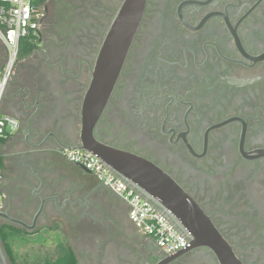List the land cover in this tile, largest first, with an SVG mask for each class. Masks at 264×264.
<instances>
[{
	"label": "flooded vegetation",
	"instance_id": "1",
	"mask_svg": "<svg viewBox=\"0 0 264 264\" xmlns=\"http://www.w3.org/2000/svg\"><path fill=\"white\" fill-rule=\"evenodd\" d=\"M123 3L47 4L3 98L19 128L2 146L0 229L33 232L13 221L43 224L42 199L64 198L65 264H220L207 247L167 255L102 184H49L43 153L80 141L91 72ZM95 136L169 174L242 264H264V0H148Z\"/></svg>",
	"mask_w": 264,
	"mask_h": 264
},
{
	"label": "water",
	"instance_id": "2",
	"mask_svg": "<svg viewBox=\"0 0 264 264\" xmlns=\"http://www.w3.org/2000/svg\"><path fill=\"white\" fill-rule=\"evenodd\" d=\"M147 3L148 0H124L91 72L90 85L82 106L80 141L77 145L60 143V146L79 148L98 156L113 172L169 217L189 238V249L207 247L214 252L220 264H242L211 218L169 174L149 160L107 145L95 136L97 122L115 89ZM80 168L91 174L85 167ZM59 200L57 197L43 198L40 213L46 209L47 202H55V206L60 209ZM13 222L31 230L35 228V225L30 227L25 222ZM0 264H10L1 239Z\"/></svg>",
	"mask_w": 264,
	"mask_h": 264
},
{
	"label": "built area",
	"instance_id": "3",
	"mask_svg": "<svg viewBox=\"0 0 264 264\" xmlns=\"http://www.w3.org/2000/svg\"><path fill=\"white\" fill-rule=\"evenodd\" d=\"M50 0H0V140L14 136L19 128L14 117L2 112L3 98L20 58L21 42L34 41ZM58 152L69 163L85 167L96 180L123 199L129 218L167 255L190 246L189 238L169 217L135 188L111 170L98 156L79 148L65 147ZM0 195V206H1Z\"/></svg>",
	"mask_w": 264,
	"mask_h": 264
},
{
	"label": "crops",
	"instance_id": "4",
	"mask_svg": "<svg viewBox=\"0 0 264 264\" xmlns=\"http://www.w3.org/2000/svg\"><path fill=\"white\" fill-rule=\"evenodd\" d=\"M34 154H39L35 152ZM43 156H46V160L44 165L47 167V178L49 179V184L52 187H60L62 185H71L72 183L75 186L79 185L80 181H85L86 172L83 171L79 166L69 163L64 157L58 152V149H50L47 152L43 153ZM88 179L93 183L101 186L100 183L96 180L93 175H88ZM65 204V205H64ZM47 207L44 210L47 212L45 214V218H47L46 222L40 224L35 227V230L30 233L34 238L41 237L46 235L45 238L48 239L46 244V248H50L51 252L47 257L49 260L58 261V251L68 249V240L66 238V227L69 224V218L73 215L67 214L65 212L67 204V200L61 198L59 200L60 209L55 206V202H47ZM64 205V206H63ZM78 215V214H77ZM28 243V242H22ZM30 243H35L37 246H41L38 241L35 239H31ZM56 260V261H55ZM64 260V259H63Z\"/></svg>",
	"mask_w": 264,
	"mask_h": 264
},
{
	"label": "trees",
	"instance_id": "5",
	"mask_svg": "<svg viewBox=\"0 0 264 264\" xmlns=\"http://www.w3.org/2000/svg\"><path fill=\"white\" fill-rule=\"evenodd\" d=\"M35 49L34 43H32L30 40H23L21 42V53H20V57H25L27 55H29L33 50ZM7 140H0V169L3 168V158H2V146L6 143ZM0 239L2 241L3 244V248L7 254V257L9 259V261L11 262V264H35V262H37V260H35L34 262L28 261L29 259H19L18 257V253L16 250V242H20L21 240V236L20 234L16 233L15 231H9L8 229H0ZM47 255V254H46ZM45 256V255H44ZM58 256L59 257L58 261H56L55 263L57 264H65L66 259H72L73 256L72 254L68 251V249H63V250H59L58 251ZM64 259V261H63ZM21 260V261H19ZM40 262L36 263V264H42L41 260L42 257L39 258ZM51 261V260H50ZM54 263L53 261L47 264H51ZM68 263V262H67Z\"/></svg>",
	"mask_w": 264,
	"mask_h": 264
},
{
	"label": "rangeland",
	"instance_id": "6",
	"mask_svg": "<svg viewBox=\"0 0 264 264\" xmlns=\"http://www.w3.org/2000/svg\"><path fill=\"white\" fill-rule=\"evenodd\" d=\"M67 15V12H66ZM68 16V15H67ZM67 16L65 17V19L67 18ZM89 174H86V178L88 180V176ZM21 241L20 242H16L15 244V248L17 250L18 253V257L19 259H29L28 261L34 262L35 260H37L36 263L40 262L39 258L42 257L43 260H41L42 264H47L50 263L51 261L48 259V256L46 254L49 255V253L51 252L50 248H46L45 245L47 241H49L48 239L45 238L46 235H43L41 237L38 238H34L32 236H30L29 234H22L21 233ZM31 239H35V241H38L39 244H41V246H37L35 245V243H30ZM22 242H28V243H22ZM43 243V244H42ZM45 255V256H44ZM21 261V260H19Z\"/></svg>",
	"mask_w": 264,
	"mask_h": 264
}]
</instances>
